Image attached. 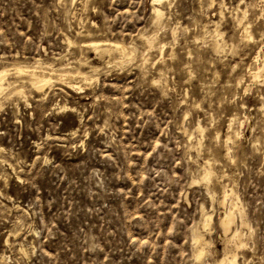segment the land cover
I'll return each mask as SVG.
<instances>
[{
	"label": "rangeland",
	"instance_id": "1",
	"mask_svg": "<svg viewBox=\"0 0 264 264\" xmlns=\"http://www.w3.org/2000/svg\"><path fill=\"white\" fill-rule=\"evenodd\" d=\"M156 6L0 0V264H264V0Z\"/></svg>",
	"mask_w": 264,
	"mask_h": 264
},
{
	"label": "bare ground",
	"instance_id": "2",
	"mask_svg": "<svg viewBox=\"0 0 264 264\" xmlns=\"http://www.w3.org/2000/svg\"><path fill=\"white\" fill-rule=\"evenodd\" d=\"M75 1V0H74ZM166 2H170V0H153V4L156 6V4H164ZM159 6V5H158ZM163 7V6H162ZM154 13L156 14V18L158 19H161L164 15V12L162 9L160 8H157V6L154 8ZM245 26V24L243 25ZM249 28L247 27L245 29V32H246V36L247 37H252V34L251 32L248 30ZM174 34V33H173ZM244 34V33H243ZM248 39V38H247ZM88 41V40H87ZM150 41V40H149ZM85 42V41H84ZM152 42V41H151ZM155 42V41H154ZM148 43V42H147ZM219 44V43H218ZM149 45V44H148ZM215 45V44H214ZM87 46H89L90 48L93 49V52L96 51L98 53L101 54V56L103 54H106V53H112V52H116V51H122V46L119 44V43H116V42H110L109 40L108 41H91L89 43H87ZM84 47V46H83ZM151 47V46H149ZM163 47V46H162ZM88 49V47H87ZM91 49V50H92ZM127 56V55H126ZM103 57V56H102ZM111 57V56H110ZM81 61V59H80ZM83 62V60H82ZM256 62H257V59H256ZM76 64V63H75ZM66 65V64H65ZM24 67V66H23ZM257 67V66H256ZM78 68V67H77ZM16 69V68H15ZM14 69V70H15ZM47 69H49V72H50V75H46V74H38L36 71H24V68L22 67H17V70L19 72H27V79L29 82H30V85L38 90L39 92L43 91L45 87L47 86H52L53 85V74H55L57 72V70H54L52 67H48ZM258 69V67L256 68ZM16 70V71H17ZM9 71L7 70H0V94L5 90V85L8 83V85H11L12 83L11 82H8V75H9ZM254 73V72H253ZM259 73L260 72H256L252 75L255 76V78L257 79V77H259ZM17 74V73H16ZM94 74V72H93ZM26 75V73H25ZM257 76V77H256ZM253 77V76H252ZM17 79V78H16ZM24 79V78H23ZM22 79V80H23ZM56 79L58 80V82H61V84H65L68 86V88H71V89H75V90H81L82 89V85L80 84V82H88L91 78L88 77V73L87 72H84L82 69L78 68L76 70H62V72L56 77ZM77 79H80V82H76ZM253 79V78H252ZM25 80V81H26ZM15 83V82H13ZM27 83V82H26ZM27 85V84H26ZM29 86V85H28ZM11 88V87H10ZM8 89V88H7ZM31 90V88H30ZM36 91V92H38ZM14 92V91H13ZM17 92V91H16ZM21 92H23L21 90ZM38 92V93H39ZM24 93V92H23ZM15 94V92H14ZM24 95V94H23ZM230 139V138H229ZM234 140V139H233ZM200 145V144H199ZM230 148V147H229ZM229 156V155H228ZM210 164V163H209ZM204 174V173H203ZM205 179H209L210 177V174L209 172H206L205 175H204ZM209 182V180H208ZM224 193V192H223ZM227 193V192H226ZM230 194H232L230 192ZM229 195V194H228ZM237 207V206H236ZM212 219V216H208L207 219H206V225L204 224V226H208L210 221ZM235 223V210L233 211H229L225 217L222 219L221 221V225L223 227V230L225 231L226 235L228 234H232V239L233 240H236V244L237 246H243V241L241 239V236H240V233L238 232V230L236 229L234 231L233 229V224ZM237 225V224H236ZM222 230V231H223ZM198 236V235H197ZM196 238V237H195ZM194 238V239H195ZM197 241V239H195ZM194 240V241H195ZM199 242H202V239H198ZM197 241V242H198ZM198 242V243H199ZM229 242V241H228ZM196 243V242H194ZM197 243V244H198ZM200 245V244H199ZM207 246V244H206ZM201 247V246H200ZM205 247V246H204ZM207 250V248H205ZM205 249H202L200 250V252L198 253L197 255V259L198 260H201L203 258V256L205 255ZM227 249V248H226ZM21 251V250H20ZM197 251V250H196ZM196 256V255H195ZM233 263V264H236L237 263V259H236V255H233L232 257L230 258H226L223 259L220 263L221 264H227V263Z\"/></svg>",
	"mask_w": 264,
	"mask_h": 264
}]
</instances>
